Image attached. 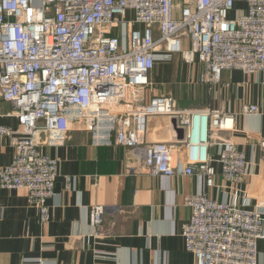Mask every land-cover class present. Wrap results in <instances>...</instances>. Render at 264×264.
Masks as SVG:
<instances>
[{
  "label": "built area",
  "instance_id": "2783aa9c",
  "mask_svg": "<svg viewBox=\"0 0 264 264\" xmlns=\"http://www.w3.org/2000/svg\"><path fill=\"white\" fill-rule=\"evenodd\" d=\"M239 1L246 9L229 17ZM174 53L189 62L198 58L206 68L203 79L211 82L222 70H261L264 0H0V100L12 105L18 120L16 129L0 125V137L13 147L10 163L0 167V190L24 189L46 224L58 159L41 147L62 146L71 123L91 131L96 145L136 152L144 173L170 178L179 171L172 145L146 138L148 118L165 116L186 132L181 172L203 178V190L183 197L191 210L181 229L185 250L194 264H258L260 209L206 192L218 172L211 145H218L214 160L230 188L250 175L243 152L230 139L212 140L216 131L234 130L235 114L180 108L169 94L145 99L155 62ZM242 111L258 108L249 104ZM104 212L103 206L90 208L93 230L103 226Z\"/></svg>",
  "mask_w": 264,
  "mask_h": 264
},
{
  "label": "crops",
  "instance_id": "0c3cea01",
  "mask_svg": "<svg viewBox=\"0 0 264 264\" xmlns=\"http://www.w3.org/2000/svg\"><path fill=\"white\" fill-rule=\"evenodd\" d=\"M236 2L229 17L245 10ZM183 48L189 47L187 39ZM180 56L155 62L149 73L152 87L145 95L169 94L180 108L209 107L235 114L231 132L216 131L212 140L230 139L243 152L250 175L235 190L220 176L218 145L209 146L217 174L208 196L259 208L264 218V67L254 73L222 70L217 81L204 80L206 68L198 58ZM255 113H244L245 105ZM13 107L0 100V125L18 128ZM185 130L165 116L149 117L146 138L172 145L177 170L170 178L144 173L140 158L115 144L93 143L92 132L70 124L65 143L43 146L41 152L58 159L54 194L47 200L50 218L39 221L24 189L0 190V264H194L184 248L182 225L191 215L186 194L204 188L203 178L181 172L186 165L182 140ZM12 144L0 137V167L10 163ZM68 177V179H67ZM104 207V223L90 226L89 210ZM264 232V225H263ZM258 264H264V237L257 240Z\"/></svg>",
  "mask_w": 264,
  "mask_h": 264
},
{
  "label": "rangeland",
  "instance_id": "374dc122",
  "mask_svg": "<svg viewBox=\"0 0 264 264\" xmlns=\"http://www.w3.org/2000/svg\"><path fill=\"white\" fill-rule=\"evenodd\" d=\"M158 36V35H157ZM183 39L185 40V39H187V37H185V36H183ZM179 57L180 55H179V53H174L173 55H171V58L170 59H174L175 57Z\"/></svg>",
  "mask_w": 264,
  "mask_h": 264
}]
</instances>
